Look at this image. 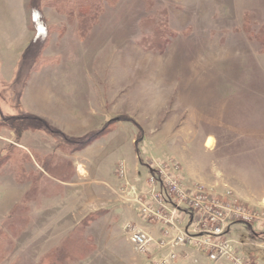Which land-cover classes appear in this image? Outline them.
<instances>
[{"label":"rangeland","instance_id":"374dc122","mask_svg":"<svg viewBox=\"0 0 264 264\" xmlns=\"http://www.w3.org/2000/svg\"><path fill=\"white\" fill-rule=\"evenodd\" d=\"M55 1L0 0V120L24 112L47 124L18 140L0 128V154L13 145L26 153L23 168L0 169V264H49L82 237L88 254L65 264H147L172 251L152 242L155 250L137 253L128 237L143 206L163 217L147 220L161 225L155 240L191 219L156 196L153 169L191 208L190 232L230 221L241 263L264 264V53L243 29L246 13L254 30L264 23V0H118L82 36ZM33 3L63 28L34 70L36 49L21 60L36 34ZM156 27L167 28L168 43ZM154 41L161 53L146 49ZM174 264L206 263L191 254Z\"/></svg>","mask_w":264,"mask_h":264},{"label":"trees","instance_id":"16d2710c","mask_svg":"<svg viewBox=\"0 0 264 264\" xmlns=\"http://www.w3.org/2000/svg\"><path fill=\"white\" fill-rule=\"evenodd\" d=\"M48 2L45 1V5L50 6ZM116 2H118V0H56L55 1L58 12L65 14L66 16L71 18V20H73L75 23L77 22L78 24L77 29L81 36L86 31L91 29L92 25L98 21L106 5H114ZM30 10H31L30 27L31 29L35 30L36 34L33 37V39L25 47L21 60L25 59L24 57H27V55L33 54L34 53L33 51L35 49L39 51V49H42L43 47H45L46 43L48 42L47 39L53 30L57 29L59 32H62L63 30V28L60 25L59 26H48L47 25V23L45 22V19L42 17L38 3H33L31 5ZM243 24H244L243 29L246 32V34L249 36V38L256 41L261 51L264 53V23L260 25L257 30H254L251 26L250 16L248 15V13H246ZM156 29H157L156 30L157 36H155V39H158V38L160 39L161 37L165 35L164 39L163 38L162 39L165 40L166 43H168V39L169 38L171 39V37H169V32H167V28L159 29L156 27ZM172 33L173 32L170 31V34ZM41 35H42V38H41L42 41L39 44H37L38 43L37 40L41 37ZM149 43L152 45L148 46L146 48L147 50L152 51V52H157V53L158 52L161 53L163 51V49L160 48L161 45L160 47L157 48V45L159 44L158 42L156 43L154 41V42H149ZM36 50H35L36 58H34L35 61L32 63V66H31L33 70L35 68L37 69V67H39L40 62H41L42 53L40 51L37 53ZM46 126L47 124L40 117H37L29 113H24V112L18 113V114H11V115L10 114L2 115V120H0V128L2 127L7 128L10 132L14 133L17 140L25 132L39 131V130H43L47 132V129L45 130ZM97 135L98 134H96L94 137H91L89 140H86L84 143H82V146H79V148L87 145V143H89V141H91V139L95 138ZM14 142L19 144V142L17 141H14ZM13 147L14 148H9L10 150L13 149L15 151V152L14 151L10 152L11 158L9 157V154H6V153L0 154V169L10 162L14 163L13 165H15L16 167H19L22 165L21 160H23L26 153L16 148V147H19L17 145L15 146L13 145ZM79 148H76V149H79ZM49 167L48 168L50 172H52V168L54 170V167L52 168L51 166ZM20 168H23V167L21 166ZM57 170L58 172H56L57 173L56 175L61 176L60 174L62 173L61 170L60 169H57ZM38 179L39 180L37 181V183L39 182V184L41 185V179L40 178ZM23 218L24 220H27V219L29 220L30 216L27 214ZM89 249L90 247L87 246V244L83 240V237L74 238L71 240L70 243H67L65 247L61 248L58 251L53 252L46 258L49 264H65V263H69L70 260L78 259L80 257L79 256L80 254L83 256H86L88 254ZM4 258H5L4 244H3L2 239H0V262L1 261L3 262ZM43 258H45V256L41 258V261H43ZM7 264H12V262L7 263Z\"/></svg>","mask_w":264,"mask_h":264},{"label":"built area","instance_id":"2783aa9c","mask_svg":"<svg viewBox=\"0 0 264 264\" xmlns=\"http://www.w3.org/2000/svg\"><path fill=\"white\" fill-rule=\"evenodd\" d=\"M119 168L120 173L123 174L125 171L124 164L121 163ZM153 172L154 176L152 175L151 180H153L154 182H158L163 186L156 194L160 201L172 206L175 210H182V212L190 216L191 219L189 220L186 229L178 230V233L175 234V236L170 240H161V238L155 240V238L142 226L138 224H128L127 227L129 228V241L133 244L135 250L138 253L145 254L152 242H154L156 245H160L162 248L165 246V244L169 245V247L171 246L172 248H174L167 254L160 253V256L155 261V264H174V262H177L180 257L185 259L189 255L191 256L190 251H188L187 248L188 246L201 251L211 262H214L216 264L223 260H226L231 264L241 263L240 258L236 255V251L230 243V237L228 236V234L232 232L233 225L231 224V222L226 221L224 224H220L217 226L210 225V227H197L194 232H190L188 226H192L191 208H181L180 206H178L180 203L178 204V202L175 201V196L177 195V193L174 194L175 189L171 186H168V183L162 179V170L153 169ZM178 192L182 197H185L187 193L185 190H181V188H179ZM197 202L200 204V207H202L201 202L199 200H197ZM141 211L145 220H157L163 218L159 211H155V209L149 208L148 206H143L141 208ZM215 213L220 214L219 210L213 209V217L211 218L212 221L216 220ZM157 221L159 222V220ZM207 221V219L204 220L205 223H207ZM244 225L247 229L250 228L249 223L246 222Z\"/></svg>","mask_w":264,"mask_h":264},{"label":"crops","instance_id":"0c3cea01","mask_svg":"<svg viewBox=\"0 0 264 264\" xmlns=\"http://www.w3.org/2000/svg\"><path fill=\"white\" fill-rule=\"evenodd\" d=\"M233 91V90H232ZM140 226H142L146 231H148L154 238H159L160 237V231H161V225L158 223H151L147 222V220H143L142 222L137 223ZM153 244L150 246L151 250H155ZM188 251H190V254H192L193 257H197L200 260L204 261L206 264H210V260H208V258L205 256V254H203L201 251L188 246ZM138 253V252H137ZM161 252H154V255L152 257H154L153 259H151L149 262L147 260V264H150L152 261L153 263L158 259V257L160 256ZM141 255V254H140ZM218 264H229L226 260H223L221 262H219Z\"/></svg>","mask_w":264,"mask_h":264},{"label":"bare ground","instance_id":"6f19581e","mask_svg":"<svg viewBox=\"0 0 264 264\" xmlns=\"http://www.w3.org/2000/svg\"><path fill=\"white\" fill-rule=\"evenodd\" d=\"M212 144H213V139L211 137H208L206 141V145L211 146ZM253 230H255V228H253Z\"/></svg>","mask_w":264,"mask_h":264}]
</instances>
